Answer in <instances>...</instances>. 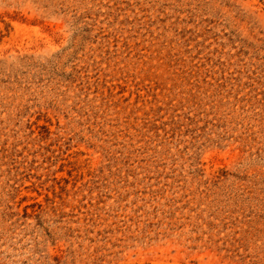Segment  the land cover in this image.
<instances>
[{
    "label": "rangeland",
    "instance_id": "1",
    "mask_svg": "<svg viewBox=\"0 0 264 264\" xmlns=\"http://www.w3.org/2000/svg\"><path fill=\"white\" fill-rule=\"evenodd\" d=\"M0 264H264V0H0Z\"/></svg>",
    "mask_w": 264,
    "mask_h": 264
}]
</instances>
